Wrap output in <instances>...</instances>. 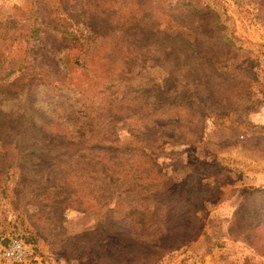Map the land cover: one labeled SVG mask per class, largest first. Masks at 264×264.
<instances>
[{
    "label": "rangeland",
    "instance_id": "1",
    "mask_svg": "<svg viewBox=\"0 0 264 264\" xmlns=\"http://www.w3.org/2000/svg\"><path fill=\"white\" fill-rule=\"evenodd\" d=\"M0 24L22 34L19 55L39 29L31 80L0 83L15 86L0 112L52 111L30 144L15 119L0 133V245L29 241L27 264H97L125 246L120 228L143 233L133 206L159 210L122 187L152 182V165L181 199L166 228L183 235L156 264H264V0H0ZM94 134L133 152L95 161ZM46 141L49 158L27 155Z\"/></svg>",
    "mask_w": 264,
    "mask_h": 264
},
{
    "label": "trees",
    "instance_id": "2",
    "mask_svg": "<svg viewBox=\"0 0 264 264\" xmlns=\"http://www.w3.org/2000/svg\"><path fill=\"white\" fill-rule=\"evenodd\" d=\"M93 24H96V22ZM4 27L5 25L0 24V83H5L10 77L15 76L16 74L24 75L25 78L30 79L31 76L26 77L25 75V73L27 74L31 71L28 68L29 52L27 51V48H30L34 42L38 41L36 35H38L39 29L34 28L32 30V39L26 40V49L21 55H19L16 54V51L13 47L17 41H20V39L22 38V34L19 37L13 38L12 35H9L8 31L4 30ZM14 88V85H0V89L2 91ZM0 97L5 98L4 93L1 94ZM159 100L163 101V99ZM1 102L2 99L0 98V104ZM27 103H30L29 106H21L19 108V110L21 111L20 115H15V117L8 112L2 111L1 109L0 133L3 134V132L11 125L12 120L15 119V121L20 125H22V123L25 124V127L22 131L23 133L21 134V139L24 140L25 143L30 144V141H32L33 139L32 137H34V127H39L36 126L35 120L45 118L47 119L48 114H52V111L50 109L42 107V105L40 104L38 105V107L35 106L34 108L33 101ZM161 103L163 104V102ZM186 105L189 108H192V103ZM199 105L203 106L204 103L199 102ZM94 136L96 137V139L94 140V142H92V148L89 150V147L87 151H85L84 148L83 156H87L89 150L91 157H93L95 161L100 162L101 160H105L108 161V163L113 162L119 165L122 161L121 159L125 156V154H131L133 152V150L131 149L124 150L117 145H115V148L105 147V145H101L102 143L104 144L105 137L101 138V136L97 134H94ZM47 140H50L49 136L47 137ZM48 141H46V146H44L43 150H36L33 146L34 148H30L28 150L30 152H28L27 155L30 154V158L35 155L36 159H43V157L49 158L48 152L47 154L43 152L50 150L51 146ZM0 142L3 144H10L8 141L5 142L3 138H0ZM42 142L45 143V141ZM15 143L17 142H13V144ZM112 154L116 156L112 158L109 157ZM21 155V152H19L18 158L25 159V161H28L29 158H23L24 156ZM14 157L15 156H11V160L14 159ZM75 157L76 154L75 156L71 155V158L69 159H73L74 162L76 160H79ZM103 165L106 167L105 163H103ZM155 167L156 166H150L151 169L153 168L152 172L154 173L152 182H146L145 184V182L143 181H139L137 179L133 180V178H129L125 179L126 182L122 183V185H124L122 187L125 189H123V191H125V193L127 194H131L128 193L130 192V189H132V192L135 188L141 187L140 190L143 188V191H145L146 196L151 197V200L155 203L156 209L159 208V210H157L156 212H146L148 211V208H142L141 206H133L134 214L143 216L141 219L136 220V224L141 226V232L143 233H136L137 231L134 232V230H132L130 227H125V229L120 228V236L123 237L126 241L125 246L121 247V245L109 244L107 247H103V249H105L107 253L103 255L100 259H98L97 264H156V262L165 254L175 250L180 245L181 239L183 237L180 228H177L178 226H173V230L166 228V225L172 223V220L175 217V210L173 209L172 204H174V201L180 202L181 199L177 198L175 194H170L175 192L169 191L170 185L167 183L168 181L166 182V184L165 182L161 183V176L163 175L160 172L157 173L158 168ZM112 184L115 186V182L112 180H110L108 183L106 181L104 182V186H112ZM118 190H120V188ZM57 194V192L54 193V195ZM137 209L139 210L136 211ZM158 214L160 215L159 221L157 223H154L152 219L155 217L154 215ZM145 216L147 217L144 218ZM122 222L123 223H120V225H129L127 221ZM109 227L112 228V226ZM147 232L148 235L152 237V240L145 243L144 241H141V239L143 238V235ZM183 232H185V230H183ZM142 253H145V255H143Z\"/></svg>",
    "mask_w": 264,
    "mask_h": 264
},
{
    "label": "built area",
    "instance_id": "3",
    "mask_svg": "<svg viewBox=\"0 0 264 264\" xmlns=\"http://www.w3.org/2000/svg\"><path fill=\"white\" fill-rule=\"evenodd\" d=\"M34 247L24 239H11L0 245V264H27L34 261Z\"/></svg>",
    "mask_w": 264,
    "mask_h": 264
},
{
    "label": "crops",
    "instance_id": "4",
    "mask_svg": "<svg viewBox=\"0 0 264 264\" xmlns=\"http://www.w3.org/2000/svg\"><path fill=\"white\" fill-rule=\"evenodd\" d=\"M257 179H258V181H260V182H263V183H264V181H261V178H260L259 176H258V178H257Z\"/></svg>",
    "mask_w": 264,
    "mask_h": 264
}]
</instances>
